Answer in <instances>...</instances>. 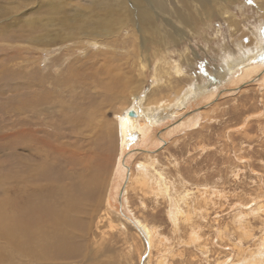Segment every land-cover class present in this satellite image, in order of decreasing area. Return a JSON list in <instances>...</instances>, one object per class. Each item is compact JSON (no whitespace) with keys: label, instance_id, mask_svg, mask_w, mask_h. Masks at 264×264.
Here are the masks:
<instances>
[{"label":"bare ground","instance_id":"6f19581e","mask_svg":"<svg viewBox=\"0 0 264 264\" xmlns=\"http://www.w3.org/2000/svg\"><path fill=\"white\" fill-rule=\"evenodd\" d=\"M67 1L62 0L61 5L72 8L54 37L28 33L30 39L20 40L17 35L10 36L0 29V44L15 40L24 46L16 50L19 56L13 66L18 70L27 69L30 74L37 71V74L20 76L21 95L12 97L9 101L13 103L1 109V117L8 112L15 115L10 117L9 125L1 119L0 142L6 145V152H12L17 158L19 166L23 152L32 156L33 165L21 167L18 181L22 182L21 201H15L8 209L7 203L0 201V233L10 244L21 245L37 258L33 264H114L101 251L102 245L95 241H86L80 246L67 238V233L72 232L70 228L80 225L82 229L87 228L94 240L96 233L91 227L100 215L142 239L146 258L141 264H174L175 245L157 227L133 213L129 197L133 192L142 209H146L147 199L165 203L166 216L174 232L186 234L185 238L175 235L177 246L182 251L186 247L199 252L205 257V264H264V226L258 241L247 227L250 218L264 224V201H261L264 197L258 196L248 204L239 202L232 209L230 224L220 223L216 216L210 224L216 243L211 242L210 246L196 218L208 215L215 199L222 198L221 192L207 185L191 191L175 184L160 167L157 154L149 149L165 143L170 133L200 135L206 125L208 128L217 118L228 115L225 111H221L222 116L215 113L224 100H232L250 89L260 95L264 109V0H254L257 17L251 27L248 17L240 20L238 16L245 12L242 0H81L83 5L71 1L66 4ZM17 2L5 7L15 9ZM48 4L55 7L59 2L49 0ZM3 13L7 15L9 11L4 9ZM214 22L226 26L227 41L223 40L215 48L218 59L211 58L216 64L211 65L213 72L206 75L205 70L199 73L195 67L203 55L209 57L213 51L208 44L214 39L210 37ZM221 28L214 34L216 39L217 35L222 36ZM196 37L206 42L208 48L196 50L188 44ZM87 50L94 53L87 55ZM27 51L37 58L23 61L22 55ZM82 55L87 56L81 58ZM48 68L57 70L59 76L54 79L55 75L44 74ZM148 68L153 71L151 92L143 91V76ZM173 75L176 76L174 86L167 79L168 93L159 92L156 87L162 79ZM4 81L14 85V73H7ZM66 96H69L67 101ZM201 106L207 107L201 111ZM111 110L115 112L114 122L110 123ZM130 111L135 115L129 116ZM263 115L245 117L238 130H246L254 117L260 120ZM61 116L64 117L60 119ZM68 123L96 132L95 139L88 144L90 159L85 172L70 189L54 186L48 189L50 198H42L37 184L53 181L55 174L46 167L40 152L49 149L53 156L52 144L58 139L55 134H60V128L67 127ZM41 126L52 127L57 133L49 135L41 131ZM105 145L108 151L118 152L116 165L117 153L112 161L117 174L126 173L123 186H117L113 198L106 200L107 191L96 160L98 149L103 151ZM57 152L66 154L67 160H74L85 150L75 146L70 153L68 149ZM135 155L139 157L130 168L126 164ZM5 158L8 160L3 165L10 161L9 155ZM30 175L35 187L27 191ZM48 199L55 201L49 204ZM49 205L58 212L54 223ZM77 213H84L86 218L78 220L74 217ZM232 236L236 238L235 243ZM46 238L51 239L48 246L43 245ZM250 239H253L252 249L245 248ZM217 245L219 251H216ZM181 249H177L176 256H182ZM211 253L212 261L208 256Z\"/></svg>","mask_w":264,"mask_h":264},{"label":"rangeland","instance_id":"374dc122","mask_svg":"<svg viewBox=\"0 0 264 264\" xmlns=\"http://www.w3.org/2000/svg\"><path fill=\"white\" fill-rule=\"evenodd\" d=\"M55 1H58L59 5L54 7L53 5L48 4L49 0H12L11 2L10 0L8 2L6 0H0V21H2L0 22V29L7 31L10 36L17 35L20 40H24L26 38L30 39L28 37V33H32L36 36L39 34H45L48 37H54L57 29L61 25V21L67 14H69V9L72 8L71 6L61 5L63 3L61 2L62 0ZM69 1L75 5H83L81 0H68L65 3L67 4ZM16 2L17 4L15 9L11 7H8L7 9L5 7L7 6L6 4L13 5ZM242 3L245 6V12L238 13V16L240 20L248 17L247 19H249V23H252L249 26L251 27L255 24L254 21L257 17L254 12L255 2L254 0H242ZM4 9L5 11L8 10L9 14L5 15L3 13ZM219 27H222V36L218 37L219 35H217L216 39L214 34ZM211 28L212 30L209 31L213 34L212 36L210 34V37L214 39H212L213 41L208 44V46L213 51H211L212 53L210 52L209 57H207L206 54L203 55L201 60L197 61L198 63L195 67V70L199 73H201L200 70H205L203 73L206 75L210 74L209 72H213L211 65L213 66V64L216 63L212 59H218L215 53V48L220 47L223 40L227 41L226 36L228 34L226 26L219 22H214ZM188 44L196 48V50H199L202 47L208 48L207 43L202 42L200 38L197 40V37L192 39ZM18 45L22 46L23 44L17 43L15 40L0 44V122L1 119L6 120L5 124L8 125L11 122L10 117L13 118L15 114L8 112L10 114L9 115L5 112L6 115L1 117L2 107L6 104L13 103V101H9L12 97L21 95L20 76L37 74V71H33L30 74L27 69L18 70L13 66V62L16 61L19 56L16 50L24 48V46L17 47ZM24 50H26V48ZM92 53H94L93 50H87V55ZM78 55L79 52H76L75 57H78ZM22 56L23 61L33 57L37 58V56L31 53V51H27ZM83 56L84 55H82L81 58ZM173 60L178 61L177 58H174ZM171 61L172 60H169V62ZM42 63L44 62L42 61ZM76 65L80 66V64ZM172 71L173 70L171 69L170 72ZM7 73H14L16 78L14 85H12L11 82L9 84L4 81ZM44 74L47 76L55 75L54 79L59 76L57 70L54 72L51 68L46 69ZM145 74L146 75L143 76V91L151 92L149 90H151L153 71H150L148 68ZM192 75L194 76L193 72ZM175 77L176 76L174 75L170 78L164 77L161 84L158 85L156 89L159 88L157 90L161 93H168L167 89L169 88V84L167 79L172 82L171 86H174ZM3 82H5L6 86L2 85ZM45 86H49L48 82H45ZM245 92L237 94V96L233 97L232 100H224L222 102V106L216 108L215 113L219 112V116H222L223 114H221V111H225L224 113H227L228 115L223 118H217L216 122H212L208 128H206V125L200 135L196 134L184 136L182 133H170L166 136L165 140L167 141L165 143H160V146L157 145L149 148L153 149L151 151L152 154H157L156 159L158 160L160 167L167 171L169 178L172 177L170 180L175 184L180 186L183 185V187L191 189V191H196L198 188L207 185L221 192L222 198H216V201L214 200L215 204H211L209 207L210 212L208 215L205 218H196V221L201 225V234L206 239L208 238L210 246L211 242H213V244L216 243V239H212L213 236L211 229L213 228L211 227L212 225H210L214 222L216 216H218L220 223L230 224L229 221L232 209L234 210L239 202L248 204V201L252 199L254 200L258 196L261 198L264 197V115L260 118V120H258L257 117H254L253 120L250 121L247 129L244 131L243 129L238 130L239 127H237L238 125H241L239 123L242 119L248 116L251 117L255 114L264 113V109L260 102V95L258 96L257 92L255 93L253 89L248 90V93ZM68 97L69 96H66L64 100L67 101ZM15 100L16 101L14 102H17V99ZM243 104L244 108L242 107ZM207 106H201L200 110L202 111ZM3 109L5 110V108ZM114 112L115 111L111 110V113L108 115L110 123L111 121L114 122ZM40 115L41 117H44L41 112ZM63 117L64 116H61L60 119ZM40 128L41 131L48 132L49 135H53L55 132L57 133L55 129L49 126H41ZM60 129L61 133L55 134L58 136L57 141L52 144L55 147L53 156L51 155V150L49 149L46 152H40L46 167L52 170L55 174L53 181H43L37 184L36 188H39L42 191L39 194L42 198H50L51 192L48 189L51 187L63 186L68 189L72 187L73 183L85 172V165L87 164L88 159H90L88 144L91 143L96 136V132L94 130L77 128L70 125V123H68L67 127H61ZM75 146L83 148L85 152L78 154L74 160H67L66 154L57 152L68 149L70 153L74 150ZM5 147L6 145L0 142V201L6 202V209H8L15 201H21L20 186L22 182H18L20 171L22 170L21 167L25 169L29 167L31 168L33 165V158L28 152H23V159L20 161L21 166H19L17 158L12 156V152H6ZM102 149L103 151L98 149L96 160L100 164L97 165V167L99 169L98 172L101 175V182L107 191L106 200L107 198H113L117 186L120 184V188L123 186V180L126 173L124 171L123 175L120 176L117 174L115 168L118 160L117 150L113 152L111 150L108 151L107 145H105V148L102 147ZM116 153L117 157L115 165H113L112 161L114 160ZM6 154L10 156V161L3 165V161L8 160V158H5ZM138 157L139 156L135 155L128 160L126 165L128 166L130 164L129 167L132 168ZM118 177H121V181ZM28 180L31 185H29V189L27 191H30L33 187H35V185L33 184L31 175L28 177ZM100 192L102 194V190H100ZM129 197L131 199V205L133 206V213L136 216H142L141 218H144L149 223L157 227L162 236L169 239L172 246L175 245L174 264L206 263L204 256L199 254V252L186 247L183 251L181 249L182 247L180 248L182 256H176V252L180 251L177 246L176 236L178 237V235H180L185 238L186 234L185 232L182 234V231L178 234L174 232L168 217L166 216L167 209L165 203H163L160 199L158 201H155L154 199L152 200V198L151 200L147 199L145 201L146 209H142L140 207L138 197L134 195L133 192L129 193ZM223 198H226L227 200ZM47 201L50 204L51 201L54 202L55 200L48 199ZM261 201H264V199L262 198ZM49 208L52 210V223H54L58 212L54 207L51 208L50 205ZM74 217L78 220H83L86 218V215L84 213H77L74 214ZM95 220L97 221H94L92 224L93 226L91 227L96 233L94 240L91 233H87L86 227L82 229L80 225H76L70 228L72 231L71 233H67L69 241L80 246L84 245L86 241H95L97 245H102L101 251L106 254L110 260L114 262V264L142 263L144 260L143 258H146V255L143 254V241L139 238V236L130 231L127 232L122 227H118L116 222H108L105 217H100V215H98ZM263 226L264 224H262V221L253 218L249 219V225L247 227L250 228L249 230H251L250 232H252L251 234H253L256 241H258L259 237H261L260 234H263L261 232L263 230ZM57 236L60 237L58 233ZM235 236H232V243H235ZM253 239H250L244 247H250V249H252L251 246L253 245ZM50 244L51 239L49 238H46L43 241L44 246H48ZM216 247V251H219L217 249L220 247H218V245ZM225 251L227 250L225 249ZM140 253L143 254H141V259L139 258ZM212 253L208 255L210 261L214 258ZM35 260L38 259L26 252L21 245L18 246L10 244V241L0 233V264H33Z\"/></svg>","mask_w":264,"mask_h":264},{"label":"water","instance_id":"95a60500","mask_svg":"<svg viewBox=\"0 0 264 264\" xmlns=\"http://www.w3.org/2000/svg\"><path fill=\"white\" fill-rule=\"evenodd\" d=\"M128 114H129V116H134L135 115V113H133L132 111H130Z\"/></svg>","mask_w":264,"mask_h":264}]
</instances>
